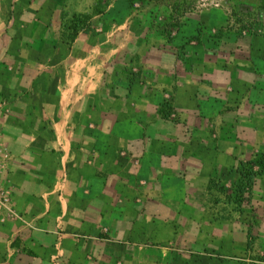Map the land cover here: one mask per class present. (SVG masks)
Masks as SVG:
<instances>
[{
  "label": "crops",
  "instance_id": "0c3cea01",
  "mask_svg": "<svg viewBox=\"0 0 264 264\" xmlns=\"http://www.w3.org/2000/svg\"><path fill=\"white\" fill-rule=\"evenodd\" d=\"M180 1L0 0V264H264V35Z\"/></svg>",
  "mask_w": 264,
  "mask_h": 264
},
{
  "label": "rangeland",
  "instance_id": "374dc122",
  "mask_svg": "<svg viewBox=\"0 0 264 264\" xmlns=\"http://www.w3.org/2000/svg\"><path fill=\"white\" fill-rule=\"evenodd\" d=\"M183 1V3H182ZM175 4L166 3L162 4L164 11H170L168 13L169 17L167 20L156 18L153 22L156 24H163L168 28L175 29L176 25L179 24L181 20L179 17H185L187 14L197 11H205L211 6H217L224 8L229 14V22L225 24L223 28L231 31L241 32L247 31V33H255L259 35H264V0H182ZM230 2V3H229ZM166 6V9H165ZM154 13L159 15L160 9L159 5H155ZM173 13L179 15L178 18L173 16ZM152 24V23H151ZM172 37L171 34L167 35V38ZM218 199L215 201H220V203L225 201V197L222 195H216ZM251 256L255 257V254L259 253V243L252 242L251 246ZM258 256V255H257Z\"/></svg>",
  "mask_w": 264,
  "mask_h": 264
},
{
  "label": "trees",
  "instance_id": "16d2710c",
  "mask_svg": "<svg viewBox=\"0 0 264 264\" xmlns=\"http://www.w3.org/2000/svg\"><path fill=\"white\" fill-rule=\"evenodd\" d=\"M64 14H61V20L64 19ZM88 16H78L73 14L63 27L69 32L67 35L68 44L75 41L78 32L89 33L90 29L87 24ZM264 176V156L256 157L254 160L242 164V170L240 171V179L238 184L233 188V192L230 193L231 201L235 205L234 211L241 212L243 203L247 200V196L250 195L251 190L255 184L257 177ZM209 189L216 190L220 193L227 194L228 190L219 187L218 184L210 182Z\"/></svg>",
  "mask_w": 264,
  "mask_h": 264
},
{
  "label": "built area",
  "instance_id": "2783aa9c",
  "mask_svg": "<svg viewBox=\"0 0 264 264\" xmlns=\"http://www.w3.org/2000/svg\"><path fill=\"white\" fill-rule=\"evenodd\" d=\"M0 218L3 222L9 221H21L23 217L15 210L13 206L12 192L5 188L0 181ZM60 260V254L57 253L52 257V264H58Z\"/></svg>",
  "mask_w": 264,
  "mask_h": 264
}]
</instances>
